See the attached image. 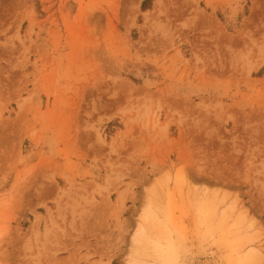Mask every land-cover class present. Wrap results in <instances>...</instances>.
I'll use <instances>...</instances> for the list:
<instances>
[{
    "label": "rangeland",
    "instance_id": "obj_1",
    "mask_svg": "<svg viewBox=\"0 0 264 264\" xmlns=\"http://www.w3.org/2000/svg\"><path fill=\"white\" fill-rule=\"evenodd\" d=\"M135 262L264 264V0H0V264Z\"/></svg>",
    "mask_w": 264,
    "mask_h": 264
},
{
    "label": "bare ground",
    "instance_id": "obj_2",
    "mask_svg": "<svg viewBox=\"0 0 264 264\" xmlns=\"http://www.w3.org/2000/svg\"><path fill=\"white\" fill-rule=\"evenodd\" d=\"M151 192H152V189L149 192H147V193L150 195ZM148 194H147V196H149ZM147 196H146V198H147ZM148 200L149 199H147V201ZM149 202H147V205H145L146 208L148 206H150ZM147 220H148V218H147ZM145 233H146V226L144 224H142V223L141 224L139 223V228H138L137 232H135V235H134V240H133V244L134 245H132L133 251L131 250L133 252V253L131 252L132 253V259L134 258L135 261H136V258L139 255H141L140 253H141V251H143V248H145L144 247V235L147 236V234H145ZM134 264H137V263L135 262Z\"/></svg>",
    "mask_w": 264,
    "mask_h": 264
},
{
    "label": "crops",
    "instance_id": "obj_3",
    "mask_svg": "<svg viewBox=\"0 0 264 264\" xmlns=\"http://www.w3.org/2000/svg\"><path fill=\"white\" fill-rule=\"evenodd\" d=\"M135 235V234H134Z\"/></svg>",
    "mask_w": 264,
    "mask_h": 264
}]
</instances>
